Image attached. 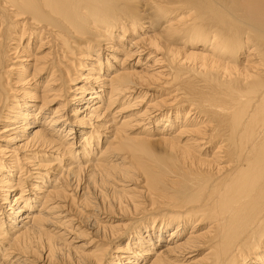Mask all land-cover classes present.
<instances>
[{
    "label": "bare ground",
    "instance_id": "bare-ground-1",
    "mask_svg": "<svg viewBox=\"0 0 264 264\" xmlns=\"http://www.w3.org/2000/svg\"><path fill=\"white\" fill-rule=\"evenodd\" d=\"M0 264H264V0H0Z\"/></svg>",
    "mask_w": 264,
    "mask_h": 264
}]
</instances>
